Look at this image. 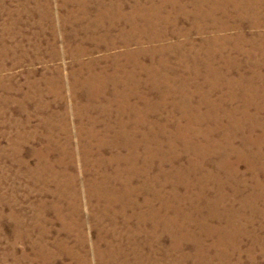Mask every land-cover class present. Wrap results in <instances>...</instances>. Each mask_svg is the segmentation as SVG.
<instances>
[{
  "label": "rangeland",
  "instance_id": "1",
  "mask_svg": "<svg viewBox=\"0 0 264 264\" xmlns=\"http://www.w3.org/2000/svg\"><path fill=\"white\" fill-rule=\"evenodd\" d=\"M0 264H264V0H0Z\"/></svg>",
  "mask_w": 264,
  "mask_h": 264
},
{
  "label": "bare ground",
  "instance_id": "2",
  "mask_svg": "<svg viewBox=\"0 0 264 264\" xmlns=\"http://www.w3.org/2000/svg\"><path fill=\"white\" fill-rule=\"evenodd\" d=\"M94 5V4H93ZM87 6V5H86ZM15 7V6H14ZM22 7V6H21ZM13 8V7H12ZM28 8V7H27ZM10 11V10H9ZM35 11V10H34ZM99 11V10H98ZM17 13V12H16ZM20 14V13H19ZM24 14V13H23ZM168 14H170V13H168ZM66 15V17L69 19L70 18V15L71 16H75V15H72L71 13H66L65 14ZM27 16V15H26ZM6 17V16H5ZM14 17V16H13ZM81 18V17H80ZM8 19H10V18H8ZM7 21V20H6ZM5 21V22H6ZM101 21V20H100ZM96 22H99V20H97V19H94V20H92L91 22H90V24L89 23H87V25H85V26H82V28H79V30L77 31L76 29H74L73 31H71V32H74V33H70V35H71V37L73 38H76L77 37V32H79V31H81L82 29H84L83 27H93V28H91V30H95L97 27H99L98 26V24L96 23ZM18 24V23H17ZM79 24V23H78ZM9 25V24H8ZM25 25V24H24ZM29 25V24H28ZM91 25H93V26H91ZM13 26V25H12ZM11 27V26H10ZM12 30V29H11ZM66 33V32H65ZM120 35V34H119ZM182 39V38H181ZM12 44V43H11ZM250 44V43H249ZM20 45V44H19ZM92 48V47H91ZM121 48V47H120ZM242 48V47H241ZM93 49H94V47H93ZM10 51V50H9ZM141 52H143V51H141ZM18 53V52H17ZM94 54V53H93ZM136 54H137V52H136ZM37 55V54H36ZM82 56V55H81ZM87 56V55H86ZM258 56V55H257ZM78 57V56H77ZM152 57V56H151ZM105 60L106 59H108V57H105L104 58ZM27 61V60H26ZM99 60H95V58H94V56H90V58H89V60L85 63V64H81L80 63V65H79V67H80V69H82V68H84V67H86V68H93V65H94V62L96 63V62H98ZM101 61V60H100ZM180 62V61H179ZM243 62V61H242ZM102 63V62H101ZM11 64V63H10ZM76 64V63H75ZM145 64V63H144ZM147 64V63H146ZM149 64V63H148ZM101 65V64H100ZM150 65V64H149ZM74 67V66H73ZM147 67V66H146ZM151 67V66H150ZM99 68V67H98ZM144 68V67H143ZM101 69V68H100ZM102 70H105L104 68L102 69ZM47 71V70H46ZM96 71H98V70H96ZM96 71L94 70L93 71V74H90V76H88V78H86V81L87 82H89V84H94V83H96V82H94V81H98V77H99V75L97 74V76H96ZM58 72V71H57ZM68 72V71H67ZM224 72V71H223ZM123 73V72H122ZM143 73V72H142ZM149 73V72H148ZM154 74V73H153ZM129 75V74H128ZM43 76L44 77H46L45 79H41L42 81H44L45 83H47L50 79H52V78H48V74L46 73V72H44L43 73ZM67 76V75H66ZM69 78L71 79V89H74L73 91H77L76 90V85H77V83L82 79V78H80V72L78 71V70H75L74 68H71V70L69 71ZM81 76H82V74H81ZM200 76V75H199ZM97 77V78H96ZM197 77V76H196ZM201 77V76H200ZM204 77V76H203ZM217 78V77H216ZM24 79V78H23ZM123 79V78H122ZM121 79V80H122ZM155 79V78H154ZM40 80V81H41ZM125 80V79H124ZM154 81V80H153ZM207 83V82H206ZM262 83V82H261ZM45 85V84H44ZM154 85V84H153ZM51 87V86H50ZM46 90V89H45ZM82 93H83V91H82ZM126 93V92H125ZM143 93V92H142ZM244 93V92H243ZM118 95V94H117ZM145 96V95H144ZM124 97V96H123ZM77 100V99H76ZM257 100V99H256ZM145 105V104H144ZM33 106V105H32ZM149 106V105H148ZM54 108V107H53ZM100 110V109H99ZM14 111V110H13ZM21 113V112H20ZM40 113V112H39ZM144 116V115H143ZM145 118V117H144ZM36 121V120H35ZM13 123V122H12ZM96 128V127H95ZM213 159V158H212ZM34 160V159H33ZM90 176V175H89ZM148 180V179H147ZM241 188V187H240ZM262 194V193H261ZM241 199V198H240ZM133 237V236H132ZM140 244V243H139Z\"/></svg>",
  "mask_w": 264,
  "mask_h": 264
}]
</instances>
